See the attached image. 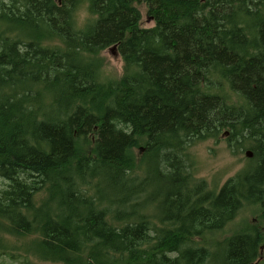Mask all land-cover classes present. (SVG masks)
I'll return each instance as SVG.
<instances>
[{
  "label": "trees",
  "instance_id": "trees-1",
  "mask_svg": "<svg viewBox=\"0 0 264 264\" xmlns=\"http://www.w3.org/2000/svg\"><path fill=\"white\" fill-rule=\"evenodd\" d=\"M226 131L253 158L212 189L189 150ZM255 208L264 222V0H0V254L264 264L257 226L196 242Z\"/></svg>",
  "mask_w": 264,
  "mask_h": 264
},
{
  "label": "rangeland",
  "instance_id": "rangeland-1",
  "mask_svg": "<svg viewBox=\"0 0 264 264\" xmlns=\"http://www.w3.org/2000/svg\"><path fill=\"white\" fill-rule=\"evenodd\" d=\"M136 7L141 13L142 27H154L155 23L149 19L150 17L147 14V6L139 4ZM81 16V20H85V14ZM101 57L103 59L104 76L113 79L121 78L124 73V63L118 51L115 48H109L102 52ZM229 137L230 135L226 131L218 139L198 143L189 150L194 164L195 178L206 180L212 189H218L225 184L228 179L247 166L253 158V155L252 158H248L246 155L250 151L249 149L238 151L234 144L229 145ZM135 154L137 158H142L144 150L136 149ZM250 226H257L262 232L261 254L264 258V222L261 220L257 208L244 210L237 219L229 223L223 230L208 233L202 238L196 239V242L198 245L210 246L222 242ZM4 240L7 244L12 242L18 248H23L22 243L25 242L11 237H5ZM29 261L38 264H53L49 262L40 263L27 255L22 249H14L13 255L10 253L0 254V264H28Z\"/></svg>",
  "mask_w": 264,
  "mask_h": 264
},
{
  "label": "water",
  "instance_id": "water-1",
  "mask_svg": "<svg viewBox=\"0 0 264 264\" xmlns=\"http://www.w3.org/2000/svg\"><path fill=\"white\" fill-rule=\"evenodd\" d=\"M58 1L60 2L61 0H58ZM246 155H247L248 158H252V153H251L250 151H248V152L246 153Z\"/></svg>",
  "mask_w": 264,
  "mask_h": 264
}]
</instances>
